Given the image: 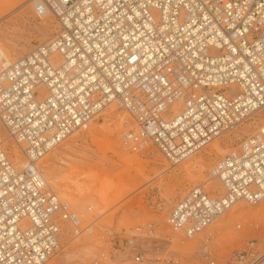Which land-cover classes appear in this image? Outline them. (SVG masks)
<instances>
[{
  "label": "built area",
  "instance_id": "1",
  "mask_svg": "<svg viewBox=\"0 0 264 264\" xmlns=\"http://www.w3.org/2000/svg\"><path fill=\"white\" fill-rule=\"evenodd\" d=\"M38 18L59 29L48 40L0 68V124L22 148L14 165L0 139V264H47L93 229L48 185L39 160L113 102L126 110L123 146H155L178 165L215 139L264 112V0H30ZM222 193L192 187L166 221L195 239L237 202L264 200V121L212 165ZM88 210H93L90 205ZM241 228V224L237 225ZM92 264L122 254L133 264H177L141 239L153 224ZM211 237L202 241L205 264H264L255 238L217 261ZM112 252V253H111ZM164 254V255H163ZM75 260L70 264H80Z\"/></svg>",
  "mask_w": 264,
  "mask_h": 264
},
{
  "label": "rangeland",
  "instance_id": "2",
  "mask_svg": "<svg viewBox=\"0 0 264 264\" xmlns=\"http://www.w3.org/2000/svg\"><path fill=\"white\" fill-rule=\"evenodd\" d=\"M58 29L55 17L38 18L29 0H0V68L48 40ZM129 120V113L113 103L87 132L77 133L39 161L52 190L71 204L83 226L94 222L89 233L73 239L66 235L64 250L47 264L75 260L92 264L97 257L106 260L114 243L124 244L148 224H153L157 237H144L140 242L151 259L160 248L165 256L176 255L177 264H205L200 249L209 236L219 262L228 260L250 238L264 251V201L257 205L240 201L208 233L195 239L175 233L166 221L174 203L192 187L222 191L220 184L210 179L212 165L264 121V112L178 165L170 164L153 145L139 152L124 147L121 136ZM2 135L6 136L4 131ZM4 145L18 168L26 164L12 139L7 138ZM90 205L93 210H88ZM111 264L133 263L130 256L122 254Z\"/></svg>",
  "mask_w": 264,
  "mask_h": 264
},
{
  "label": "bare ground",
  "instance_id": "3",
  "mask_svg": "<svg viewBox=\"0 0 264 264\" xmlns=\"http://www.w3.org/2000/svg\"><path fill=\"white\" fill-rule=\"evenodd\" d=\"M29 2H30V0H29ZM113 103H117V102L115 101V102H113ZM113 103H111L110 105H108L107 107H105V108L103 109V111H104L105 109H107L108 107H110L111 105H113ZM117 104L119 105V103H117ZM119 107H120V105H119ZM103 111H102V112H103ZM102 112H101V113H102ZM101 113H100V114H101ZM100 114H99V115H100ZM99 115L96 116V117L93 119V121L91 122V124L88 126L87 130H85V131H83V132H78V133H85V132H87V131H88V130H89V129H90V128H91V127L97 122V119H98ZM118 116H119V115H118ZM120 116H121V115H120ZM130 118H131V117H130ZM244 123H245V122H244ZM244 123H243V124H244ZM243 124H242V125H243ZM242 125H241V126H242ZM239 128H240V127H239ZM239 128H238V129H239ZM238 129H237V130H238ZM237 130H235V131H237ZM3 131H4L5 134H6L5 137L2 135V132H3ZM235 131H234V132H235ZM228 134H229V133H228ZM75 135H77V133L73 134V135L70 136L69 138H71V137H73V136H75ZM226 135H227V134H226ZM7 138L13 140V138L10 137L9 133L7 132V130H6V129L0 124V139L3 141V144L6 143ZM69 138H67L66 140H68ZM219 138H221V137H219ZM217 139H218V138H217ZM66 140H65V141H66ZM215 140H216V139H215ZM215 140H214V141H215ZM13 141H14V140H13ZM65 141H63L62 143H64ZM214 141H213V142H214ZM14 142L16 143V141H14ZM62 143H61V144H62ZM211 143H212V142H211ZM211 143H210V144H211ZM61 144H60V145H61ZM122 144H123V143H122ZM5 145H6V144H5ZM5 145H4V146H5ZM16 145H17V146L19 147V149H20V151H19V149H18L17 152H22V154L24 155V152H23L22 148L20 147V145H19L18 143H16ZM60 145H59V146H60ZM5 148H6V146H5ZM16 149H17V148H16ZM6 150H7V148H6ZM54 150H55V149H54ZM7 152H8V151H7ZM13 152H14V151H13ZM51 152H52V151H51ZM51 152H50V153H51ZM15 153H16V150H15ZM8 154H9V152H8ZM17 154H18V153H17ZM48 154H49V153H48ZM48 154H47V155H48ZM9 156H10L11 160L14 162L12 156H11L10 154H9ZM16 156H18V155H16ZM16 156H15V157H16ZM45 156H46V155H45ZM45 156H44V157H45ZM193 156H194V155H193ZM193 156H191V157H193ZM20 157H21V154H20ZM24 157H25V155H24ZM191 157H190V158H191ZM42 158H43V157H42ZM42 158H41V159H42ZM190 158H188V159H190ZM16 159L19 161L18 157H17ZM20 159H21V158H20ZM41 159H40V160H41ZM188 159H186V160H188ZM40 160H39V161H40ZM186 160H185V161H186ZM22 161H23V160H22ZM183 162H184V161H183ZM183 162H182V163H183ZM38 163H39V162H38ZM14 165L16 166L15 162H14ZM16 167H17V166H16ZM39 169H40V168H39ZM40 170H41V169H40ZM201 170H202V169H201ZM41 171H42V170H41ZM42 174H43L44 178L46 179V177H45L43 171H42ZM209 175H210V174H209ZM210 179H211V180H215V181H217V182L220 184V186L222 187L221 183H220L217 179L212 178L211 176H210ZM46 181H47V179H46ZM47 183H48V181H47ZM48 185H49V183H48ZM49 186H50V185H49ZM197 186H202V185H197ZM203 187H204V186H203ZM204 188H205L206 190H212V189H207V187H204ZM212 191H214V190H212ZM215 191H217V190L215 189ZM222 191H223V187H222ZM222 191H218V193H222ZM125 201H126V200H125ZM241 201H244V200H241ZM263 201H264V200H263ZM239 202H240V201H239ZM239 202H237V203H239ZM261 202H262V201H261ZM261 202H260V203H261ZM235 205H236V204H235ZM235 205H234V206H235ZM250 205H251V204H250ZM234 206H233V207H234ZM233 207H232V208H233ZM232 208H231V209H232ZM231 209H230V210H231ZM230 210H228V211H230ZM228 211H227V212H228ZM227 212H226V213H227ZM226 213H225V214H226ZM225 214H223L221 217H223ZM238 215H239V214H238ZM221 217H220V218H221ZM220 218H219V219H220ZM219 219H218V220H219ZM218 220H217V221H218ZM217 221H216V222H217ZM237 227H238V226H237Z\"/></svg>",
  "mask_w": 264,
  "mask_h": 264
}]
</instances>
